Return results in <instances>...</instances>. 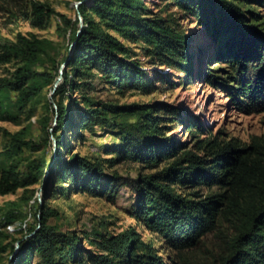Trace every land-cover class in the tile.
I'll return each mask as SVG.
<instances>
[{"label": "trees", "instance_id": "16d2710c", "mask_svg": "<svg viewBox=\"0 0 264 264\" xmlns=\"http://www.w3.org/2000/svg\"><path fill=\"white\" fill-rule=\"evenodd\" d=\"M80 1L74 20L48 3L31 4L33 25L44 26L52 15H57L71 32L69 52L56 67L55 75L34 69L52 57L49 39L19 34L16 41L0 44V64L17 63L10 78H0L3 112L8 111L1 109L7 92H16L15 103L26 106L40 93L43 82H53L61 74V66L68 65L55 94L60 97L56 103V132H51L47 118L42 126L48 143L52 135L57 140L59 154L52 162L33 159L27 171L20 172L18 157L28 144L26 130L11 133L0 128L10 137L0 151V194L41 178L46 182L38 224L8 243H4L0 231V264L8 250L14 255L7 264H31L35 257V264H170L155 246L141 239L136 229L115 235L99 229L63 230L50 224L49 220L60 213L49 199L66 177L72 181L70 192L110 201L116 199L121 187H132L135 198L129 214L175 250L177 260L173 259L172 264H264V136H253L249 144L238 138H197L190 148L169 136L170 127L181 122L195 134L204 132V125L198 118H183L178 107L166 102L119 105L94 100L89 92L95 78L120 92L127 88L152 91V71L134 59L137 54L129 44L143 43L153 64L181 70L192 80L197 75L194 37L177 17L154 13L146 0ZM173 2L195 16L214 39L212 59L217 63L224 60L230 66L223 81L232 82L228 88L234 104L249 113L264 110V20L252 8L253 3L264 0ZM211 71L204 74L208 83L222 79ZM155 79L170 82L164 73ZM79 90L86 93L66 104V97ZM73 128L83 133L79 136L88 131L97 135V129L110 135L111 142L101 145L104 158L75 156L67 160L64 156L71 152L68 131ZM3 159L5 166H1ZM127 161L142 169L166 165L155 172H141L137 178L106 173L105 163L114 166ZM205 188L211 192H201ZM9 206L0 210V227L13 225L22 215L19 204ZM209 234L221 240L222 251L206 260H193L188 254ZM85 240L98 251L85 249Z\"/></svg>", "mask_w": 264, "mask_h": 264}, {"label": "rangeland", "instance_id": "374dc122", "mask_svg": "<svg viewBox=\"0 0 264 264\" xmlns=\"http://www.w3.org/2000/svg\"><path fill=\"white\" fill-rule=\"evenodd\" d=\"M33 1H41L50 4L57 12L64 14L70 20H74L78 14L80 0H0V44L4 42L16 41L19 34L25 36H37L46 38L52 42L51 58L44 64L35 67L38 72H46L55 75L56 67L61 65L69 52L71 32L57 16L52 15L44 26L33 25L34 21L31 14V4ZM254 2V1H251ZM148 7L157 14L164 17H177L182 23L187 33L194 37L193 53L195 55L196 76L191 80L186 73L181 70L158 66L150 61L142 48L143 43L129 44L134 48L136 56L134 59L143 63L145 69L152 71L151 78L154 81L152 91L144 93L136 89H126L120 92L101 79L95 78L93 88L89 94L96 101L111 102L114 104H151L155 102H166L182 110L183 118L192 120L198 118L204 125V132L193 134L189 127L181 122L173 123L169 130V136L176 137L180 142L186 143L188 147H193L197 138L205 137H223L229 140L238 138L244 143L249 144L253 136H264V110L246 112L241 111L230 96L231 92L228 85L223 81L230 72V66L224 60L217 63L212 59L216 43L206 29L198 23L195 16L176 7L173 0H146ZM264 20V3H253ZM85 25L83 22L81 25ZM73 48V45H72ZM66 65L61 66L63 72L67 69ZM17 67L16 62L0 64V78H10ZM220 68H224L221 70ZM212 70V71H211ZM211 71L213 74L221 77L214 84L208 83L204 74ZM164 73L170 80L168 83L158 81L156 75ZM63 79L60 81V77ZM64 80L63 75H57L53 82L45 81L40 93L26 106L20 107L15 103L16 92L6 93L4 105L0 111V128L7 129L11 133L26 130L25 135L28 144L24 147L23 153L18 157L19 171H27V164L30 160L43 158L52 162L59 154L57 140L52 135L48 143L45 139L42 126L43 121L49 120L51 132L55 133L57 129L58 109L57 101L60 97L56 96L55 86ZM84 90L77 91L74 95L67 96L66 104H70L71 99L81 98L85 94ZM85 107V105H82ZM52 107V108H51ZM99 134L94 135L89 131L86 135L77 129L68 131L70 139L71 152L64 156L67 160L74 159L75 156L89 158H104L101 145L111 142L112 137L106 135L102 130L97 129ZM10 137L3 134L0 130V151L9 143ZM56 140V143H55ZM107 174L115 173L122 177L137 178L140 173H151L163 168L166 163L160 165L158 169H148L130 161L118 163L110 166L105 163ZM6 165L3 159L1 166ZM71 179L66 177L58 185L59 189L53 197L49 199L50 204L56 208L60 215L52 217L50 224H56L63 230H76L79 232L92 231L99 229L111 234H121L130 229H136L141 239L155 246L165 260L172 264L173 259L177 260L176 252L168 246V243L158 234L148 230L141 222L133 218L128 210L135 198V192L132 187L123 186L114 201L107 198L94 197L88 193L70 192ZM45 178L26 187L16 188L9 193L0 194V210L10 207V203L19 204L22 215L11 226L0 227L3 232L4 243H8L13 237H21L24 231L38 224L37 214L41 202L45 201ZM183 192L185 189H182ZM201 192L209 194L211 191L202 189ZM1 222V221H0ZM85 249L98 251L95 245H91L88 240L83 243ZM221 240L215 234H209L204 237L198 247L188 255L196 261L206 260L207 257L222 251ZM14 255V254H13ZM8 250L4 254L3 264L8 263L12 258ZM38 258L35 257L31 264H35Z\"/></svg>", "mask_w": 264, "mask_h": 264}, {"label": "water", "instance_id": "95a60500", "mask_svg": "<svg viewBox=\"0 0 264 264\" xmlns=\"http://www.w3.org/2000/svg\"><path fill=\"white\" fill-rule=\"evenodd\" d=\"M86 1H89V0H86ZM79 4H82V1L79 2L77 5H79ZM81 26L83 27V24H82ZM74 44H75V43H74ZM74 44H73V45H74ZM66 65H67V64H64L63 67H65ZM63 73H64V72H63V70H62V71H61V75H63ZM59 79H60V81H61V80L63 79V76H61ZM59 85H60V82L58 81V83H57L56 86H55V90H57V88L59 87ZM55 143H56V140H55Z\"/></svg>", "mask_w": 264, "mask_h": 264}]
</instances>
